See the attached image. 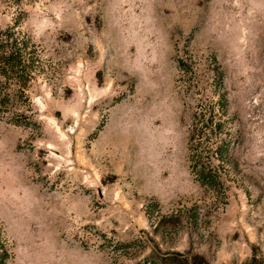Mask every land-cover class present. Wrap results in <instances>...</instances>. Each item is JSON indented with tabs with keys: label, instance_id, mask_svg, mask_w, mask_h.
<instances>
[{
	"label": "rangeland",
	"instance_id": "374dc122",
	"mask_svg": "<svg viewBox=\"0 0 264 264\" xmlns=\"http://www.w3.org/2000/svg\"><path fill=\"white\" fill-rule=\"evenodd\" d=\"M9 28L43 72L0 121V264H264V0H0ZM206 104L222 199L191 172Z\"/></svg>",
	"mask_w": 264,
	"mask_h": 264
},
{
	"label": "trees",
	"instance_id": "16d2710c",
	"mask_svg": "<svg viewBox=\"0 0 264 264\" xmlns=\"http://www.w3.org/2000/svg\"><path fill=\"white\" fill-rule=\"evenodd\" d=\"M43 72L38 48L13 29L0 31V121L22 124L30 117L28 90ZM28 125V124H27ZM221 113L208 104L198 109L191 124L192 166L197 183L225 198L230 159Z\"/></svg>",
	"mask_w": 264,
	"mask_h": 264
}]
</instances>
